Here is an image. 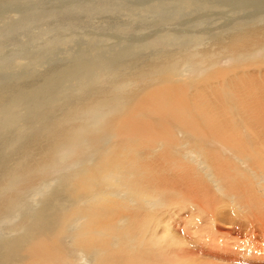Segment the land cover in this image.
Listing matches in <instances>:
<instances>
[{"label":"bare ground","instance_id":"6f19581e","mask_svg":"<svg viewBox=\"0 0 264 264\" xmlns=\"http://www.w3.org/2000/svg\"><path fill=\"white\" fill-rule=\"evenodd\" d=\"M181 3L223 22L200 36L159 35L177 50H152L145 38L94 42L44 71L53 61L39 47L34 69L9 81L0 65V264H264V60L254 58L264 51V0ZM193 66L203 74L191 83ZM61 146L71 165L40 178ZM160 208L170 220L158 242ZM185 213L249 240L259 257L206 242L183 248Z\"/></svg>","mask_w":264,"mask_h":264},{"label":"rangeland","instance_id":"374dc122","mask_svg":"<svg viewBox=\"0 0 264 264\" xmlns=\"http://www.w3.org/2000/svg\"><path fill=\"white\" fill-rule=\"evenodd\" d=\"M27 1H28V3H27ZM171 1L172 2L174 1V3L172 4ZM24 3H26L27 5ZM169 5H171V6H169ZM71 6H73L74 8ZM163 6H166V7H163ZM177 6L179 8H177ZM76 7L79 9H77ZM183 7L184 6L181 3V0H179V1L178 0H168V1L167 0H30V1L29 0H20V1H18V0L17 1L16 0H0V36H1L0 37V48H1L0 65L1 64H2L1 66L4 65L2 67L3 75H4V77L7 76L6 77L7 79L9 77V79L12 80V78H14L16 75H21L22 73L24 74L26 72H29L34 67L30 61L32 60V57H34L37 54V50L39 49V47L40 48H43V47L47 48V49L43 48V49H39V50H43L44 52L47 51L45 53L46 57L50 58L53 61V65L46 64V66H44L43 70L46 71L48 68H51L55 64L61 62L69 54L70 55L73 54L72 52L85 50L90 45H92L94 42L103 43L105 45H107V43H108L109 45H107V47L109 49H115L116 47L119 46V44L124 45L127 43H133L137 40L145 38V40L149 41L150 44L152 45V50L158 49V48H161V49L173 48L172 50H177L181 46L169 45V44L162 42L160 39H157V38L160 37L161 34L162 35L163 34L169 35V34H177V32H178V34H181V35H186L189 32L190 35L192 33L195 36H200L206 32H210L209 28H212L213 25L215 26L216 22H219L220 24L223 22V17L221 19H219V17L216 15L218 13V12H215L216 10H205L204 11L201 8H183ZM68 8L70 10V13H69ZM145 8H147V9H145ZM181 8L184 10H181ZM166 9H168V11ZM194 9H196V10H194ZM164 10L167 11L166 12L167 14L165 13ZM198 11H200V13ZM169 12H170V14H168ZM202 12H203V15H202ZM196 13L201 14V15L198 14L199 18H202L200 16H203L202 20L197 17ZM181 15H183V16H181ZM187 15H189V16H187ZM205 15H209L206 18L207 21L203 20L206 17ZM210 15H212L213 18ZM9 16L10 17L14 16L15 19L13 17L12 18L14 21L16 20V22H15L16 26L14 27V30H8V28L5 24L8 21V20L5 21V19H7ZM23 16H25V17H23ZM73 16H75L76 18ZM180 16H181V18H178ZM184 16H186L188 18H186ZM56 17H58V18H56ZM176 17L178 18L177 19L178 21L176 20ZM183 17L185 19L182 20ZM191 17L192 18L194 17L195 19L194 18L193 19L196 20L197 23L195 21L193 22ZM208 17H210V18H208ZM27 18H28V21H27ZM34 18H36V19H34ZM21 19L23 21H21ZM169 19H171V21ZM188 19H190V20H188ZM210 19H211V21H210ZM35 20H37V22ZM172 20L174 23L172 22ZM180 20H182V21H180ZM186 20H188V21H186ZM31 21H33L32 23H34V24H32ZM198 21H199V23H198ZM203 21H206V25H204L205 23L203 24L204 26L201 25L203 30H200L201 26H199L198 24H200V22H203ZM212 21H214V22H212ZM121 22H123V23H121ZM207 22H208V24H207ZM25 23H27L26 25H28V26L24 25ZM189 23L191 24L190 26H189ZM210 23H212V24L214 23V24L211 25ZM75 24H77V25H75ZM185 24L188 25V26H186L187 29H185ZM19 25L20 26L23 25L24 28H23V26L18 27ZM51 26L52 27L54 26L53 28H55V29H53ZM34 27H36V28H34ZM198 28H199V31H198ZM51 31H54L55 33L54 32L51 33ZM64 31H65V33H64ZM156 34H158V35H156ZM4 35H5V37H3ZM57 38L60 41H58ZM51 40L52 41L54 40V41L52 42ZM61 41L63 42V44ZM23 44H25L26 46H24ZM201 44H204V45H201ZM205 45H208V40L202 41L201 43H199L197 45L190 46L191 48H189L187 52H194V50L192 48L195 46H196V48H198V47H202ZM21 47L23 49H25V51H27L28 54L25 51H23V49ZM75 47H76V49H75ZM184 47L185 46H182V51H183ZM18 50H19V52H21V54L18 52ZM18 53L21 57L18 56V58H17L16 55H18ZM26 54H27V56H26ZM256 54L257 55L254 57L255 59L257 57V59L264 60V51L263 50H258L256 52ZM4 57L6 59H4ZM22 57H23V59L21 61ZM25 57L31 58V59H28L29 60L28 61L27 58L25 59ZM12 58L13 59L15 58L16 61H15V59L13 60ZM3 59L7 60V61H4ZM9 59H10V61H9ZM17 60L19 62H17ZM15 62H17V63H15ZM23 62H24V64H23ZM25 62H26V64H25ZM12 63H14V65H12ZM223 63H224V61L220 60V62H219L220 65H226V63H224V64ZM17 64H18V66H17ZM19 64H21V65H19ZM230 64H233V67L246 65V63L243 62V60H240V61L237 60V62L234 61V63L232 62ZM27 66H29L28 67L29 69H27ZM4 67L5 68L7 67V68L5 69ZM3 68H4V70H3ZM194 68H195V66H193V68H191L190 71L184 70L185 75H187V77H188V78L185 77L186 78L185 81H191V83H193L195 80L198 79V77L202 76L203 73L200 74ZM41 70H42V68H41ZM188 72H190V73H188ZM1 73H0V75H1ZM189 75H190L191 80H189ZM191 76H193V77H191ZM4 77L1 76L0 78L4 79ZM111 78H113V77H112V75H110L109 72L108 73H105V72L99 73V82L101 81L100 83L106 87L112 84L113 79H111ZM180 78H178V79H180ZM9 79H8V81H9ZM182 79L183 78H181V80ZM2 82H4V81H2ZM147 83H149V81L146 79H143L139 82V84H147ZM120 88H121V86H120ZM83 113L85 114V116L87 118L90 116L92 117L93 112H86V113L83 112ZM94 116H95V114H93V117ZM18 129H19L18 127H15V131ZM176 145L179 146L178 143ZM57 152L58 153L60 152L59 157H58V159H56L55 161L52 162V164L50 165L51 168L46 166L44 168L39 169L40 171H42V173H45V175L40 173V171H37L38 173H40V175L36 172L35 176H36V174H38V176L40 178H44V177H47V174L52 175L51 173L55 172L54 169H56V168L60 169V167H64L66 165V163L71 165V154H70L71 151H70L69 147L61 146L60 151L57 150ZM66 157L68 158V160ZM62 161H64V162H62ZM63 163H65V164H63ZM51 169H53V170H51ZM38 176H36L37 180L40 179ZM169 215H170V212H169L168 208H160L158 217H163L164 220L160 221L156 226H154L151 229L152 240L155 239L156 241L159 242V237H160L161 233L164 230L167 231L166 225L168 224V221L170 220ZM224 232H222L221 230H218V232H216L214 225L211 222H201V221L195 219V216L192 217L189 215V213H185L184 223L181 226V233L185 237V242L182 245V247L196 251L199 249V244L206 242V243L217 245V247L221 250H222V248L225 249V248L229 247L233 250H238L240 252L247 253V255L250 258L259 257V254L252 251V249H251L252 246H250L251 244H250L249 240L247 242V241H245V238L239 239L238 237L230 236L227 233L225 234ZM162 246H166V245L163 244Z\"/></svg>","mask_w":264,"mask_h":264}]
</instances>
